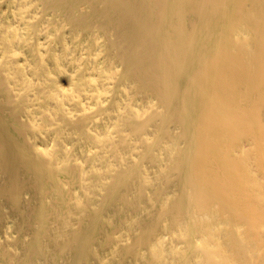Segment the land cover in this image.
Masks as SVG:
<instances>
[{
    "label": "bare ground",
    "instance_id": "1",
    "mask_svg": "<svg viewBox=\"0 0 264 264\" xmlns=\"http://www.w3.org/2000/svg\"><path fill=\"white\" fill-rule=\"evenodd\" d=\"M0 264H264V0H0Z\"/></svg>",
    "mask_w": 264,
    "mask_h": 264
}]
</instances>
